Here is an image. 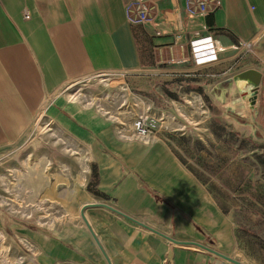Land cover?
Here are the masks:
<instances>
[{
  "label": "crops",
  "instance_id": "1",
  "mask_svg": "<svg viewBox=\"0 0 264 264\" xmlns=\"http://www.w3.org/2000/svg\"><path fill=\"white\" fill-rule=\"evenodd\" d=\"M130 1L0 0V165L16 154V169H7L18 183L15 202L23 200L24 211L39 221L49 214L48 222L18 223L9 217L17 206L0 210L1 248L17 250L21 263L222 264L216 253L240 261L231 217L172 145L119 140L106 117L60 93L102 75H172L169 60L187 54L174 46V32L193 31L201 22L187 19V0H152L163 33L153 37L128 23ZM220 1L206 22L221 51L260 40L264 55V0ZM44 107V117L80 157L42 135L35 120ZM94 170L101 196L88 191ZM85 206L106 255L82 218Z\"/></svg>",
  "mask_w": 264,
  "mask_h": 264
},
{
  "label": "rangeland",
  "instance_id": "2",
  "mask_svg": "<svg viewBox=\"0 0 264 264\" xmlns=\"http://www.w3.org/2000/svg\"><path fill=\"white\" fill-rule=\"evenodd\" d=\"M259 41H251L247 46L238 45L228 51L224 48L219 62L206 65L201 71L192 70L195 65L187 50L182 57L190 61L180 66L181 72L177 75L171 73L169 77L150 71L124 76L104 75L87 83L86 87L60 91L71 101L81 89V97L94 98L89 108L104 109L110 113L107 116L116 117L119 103L127 96L132 100L133 95L152 104L156 113L168 116L167 125H163L155 142L160 140L172 145L186 167L216 196L218 205L232 219L236 239L233 253L244 264H264V75L255 92L251 84L234 78L248 68L264 69V55L261 49H257ZM78 103L84 106L82 101ZM148 104L131 101V112L125 108L123 117L129 121ZM45 107L35 120L42 135L57 144L58 149H68L72 158L80 157L83 152L74 148L72 152L66 138L44 117ZM168 125L170 127L166 128ZM180 125L186 126L183 131L172 129ZM49 134H53L50 139ZM16 159V154L11 155L7 165H0V210H9L10 207L2 205V201L17 192L16 176L7 171L8 168L16 169ZM76 169L82 171L84 167L77 165ZM38 216L42 217L39 223H43L46 222L43 217L48 214ZM9 217L18 223L27 221L17 213ZM56 217L59 219L62 214ZM28 221L38 222L36 216ZM204 235L208 244H216L209 232ZM0 250L7 252L0 253V264L27 262L19 261V252L15 249L0 246Z\"/></svg>",
  "mask_w": 264,
  "mask_h": 264
},
{
  "label": "built area",
  "instance_id": "3",
  "mask_svg": "<svg viewBox=\"0 0 264 264\" xmlns=\"http://www.w3.org/2000/svg\"><path fill=\"white\" fill-rule=\"evenodd\" d=\"M220 0H187L185 2L184 12L185 15H187V19L191 21H200L201 25L199 28L188 31L184 28V30H177L174 32V46L179 47L181 52H184L183 48H186V51L189 50L191 53V56L194 61V67L195 68H202L206 65H212L217 62H219V56L223 52L220 49L219 43L214 39V37L211 34H208L211 29L209 25L207 24L206 20L208 19V16H210L212 13H214L217 9L221 7ZM154 12V6L152 5V0H131L128 2L125 8L126 13V19L128 23L135 26H141L145 28L146 31H148V34L153 37H159L162 36V31L157 27V23L154 20L153 16ZM26 19H29V15L26 13ZM190 36L188 41L184 40V37ZM250 42L242 41L240 42V46H247ZM187 61H190L189 59L183 58L182 53L179 57H173L169 60V64L174 66L173 74H179L180 66L186 63ZM151 72V71H150ZM157 72V71H152ZM120 75H127L126 73H119ZM175 75V76H176ZM104 76V75H102ZM109 76V75H105ZM96 79V78H95ZM92 81V80H91ZM86 87V84H81L78 86H70V88L73 87ZM182 88V86H180ZM68 89V90H69ZM78 90V89H77ZM80 91L78 90L79 95L76 94L71 101L72 102H79L82 101L84 106L88 107L92 105V102L94 100L93 97H81ZM132 95V94H131ZM138 100L141 103L148 104L145 102H142L137 96L133 95L132 100L130 98L124 97L123 100L119 103L118 106V112H116L115 116H107L106 114H110L109 112H105L104 109H99V113L103 117H108L109 121L114 123V130L115 135L119 140L125 141V142H142L144 144H151L154 143L156 140L159 139L160 131L162 130V127L164 124H166L168 120V116L166 117L163 113L158 114L153 109L152 104H148L145 106V109H143L139 114L134 115L129 121L126 120L123 117L124 109L126 108L127 111L130 113L131 111V101ZM86 102V103H85ZM102 112H101V111ZM175 118L173 117V121ZM167 125V124H166ZM49 126V125H48ZM166 127V126H165ZM170 127L168 125L166 128ZM185 125H180L176 128H172L176 131H183ZM9 176H13V174H9ZM18 191V190H17ZM17 194V192H16ZM15 194V195H16ZM12 198H11V197ZM2 201V205H5L7 207L10 206H17V214H19L23 219L31 220L34 219L36 214L33 213H27L24 211L26 207H24V201L20 200L19 205L17 202H15L14 194L10 195ZM17 203V204H16ZM24 207V208H23ZM53 215L59 214V210H52ZM49 215V214H48ZM46 219V222H48V217H43ZM37 219V217H36ZM38 220V219H37ZM39 222V220H38ZM3 237L0 233V246L3 244ZM0 253L4 255L5 253L0 250ZM4 257V256H3ZM6 258V257H4ZM4 258H1L2 260H5ZM8 261V259H6ZM5 260V261H6ZM222 264H234L224 259V262Z\"/></svg>",
  "mask_w": 264,
  "mask_h": 264
},
{
  "label": "water",
  "instance_id": "4",
  "mask_svg": "<svg viewBox=\"0 0 264 264\" xmlns=\"http://www.w3.org/2000/svg\"><path fill=\"white\" fill-rule=\"evenodd\" d=\"M236 81H246L248 82L249 84H251L253 86V92H255L258 87L261 85V82H262V79H263V74L261 72H259L258 70H255V69H249V70H246L240 74H237L234 78ZM100 206H104V207H108L109 209H112L113 211H116L114 208H111L109 205L107 204H99ZM89 207V206H85V208L83 209L82 211V218L85 222V224L87 225V228L89 229L90 233L92 236H94V240L96 241L97 245L99 246L100 250L103 252L104 255H106L103 250V247L102 245L100 244L97 236H95V233L93 232L92 228L90 227L88 221L86 220L85 216H84V210ZM200 248H204L203 246H199ZM204 249H207V248H204ZM208 251H210L209 249H207ZM212 253H216L214 251H210ZM218 256L222 257L223 259L231 262V263H234V264H243L242 262H240L239 260H236L232 257H229V256H224V255H221V254H218L216 253Z\"/></svg>",
  "mask_w": 264,
  "mask_h": 264
},
{
  "label": "trees",
  "instance_id": "5",
  "mask_svg": "<svg viewBox=\"0 0 264 264\" xmlns=\"http://www.w3.org/2000/svg\"><path fill=\"white\" fill-rule=\"evenodd\" d=\"M96 184H97V172L94 170L92 175V180L88 185V191H90L94 195L101 196L100 192L96 189Z\"/></svg>",
  "mask_w": 264,
  "mask_h": 264
},
{
  "label": "bare ground",
  "instance_id": "6",
  "mask_svg": "<svg viewBox=\"0 0 264 264\" xmlns=\"http://www.w3.org/2000/svg\"><path fill=\"white\" fill-rule=\"evenodd\" d=\"M246 82V81H245Z\"/></svg>",
  "mask_w": 264,
  "mask_h": 264
}]
</instances>
